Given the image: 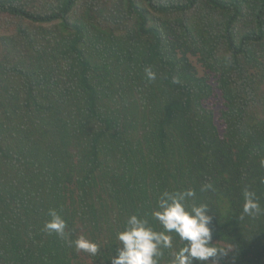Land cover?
Instances as JSON below:
<instances>
[{"label": "trees", "instance_id": "16d2710c", "mask_svg": "<svg viewBox=\"0 0 264 264\" xmlns=\"http://www.w3.org/2000/svg\"><path fill=\"white\" fill-rule=\"evenodd\" d=\"M189 189L217 264H264V0H0V264H111Z\"/></svg>", "mask_w": 264, "mask_h": 264}, {"label": "clouds", "instance_id": "9594fccd", "mask_svg": "<svg viewBox=\"0 0 264 264\" xmlns=\"http://www.w3.org/2000/svg\"><path fill=\"white\" fill-rule=\"evenodd\" d=\"M148 80H154L155 74L145 69ZM194 196L192 190L183 192H160L156 199V207L152 218L159 222L161 231H155L148 226V221L132 214L127 218L122 231L116 234L119 241L117 255L111 258V264H160L167 250V264H193L194 261L206 264L210 259L217 264L220 258L228 257L229 252L213 246L211 229L208 227L211 218L206 215L205 205H185L187 197ZM243 213L254 217L261 208L255 199V194L244 192ZM51 219L45 223L44 230L49 234L64 235L65 221L55 210H49ZM173 236L179 238L181 246L173 250ZM76 251L87 253L95 258L99 245L80 236L72 242ZM234 259V257H232Z\"/></svg>", "mask_w": 264, "mask_h": 264}]
</instances>
